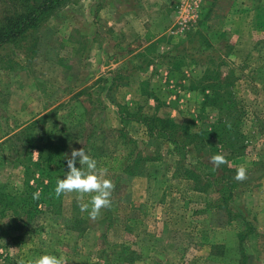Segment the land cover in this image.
Wrapping results in <instances>:
<instances>
[{
  "label": "rangeland",
  "instance_id": "obj_1",
  "mask_svg": "<svg viewBox=\"0 0 264 264\" xmlns=\"http://www.w3.org/2000/svg\"><path fill=\"white\" fill-rule=\"evenodd\" d=\"M14 3L0 0V16ZM261 5L72 0L0 50V194L20 195L25 169L35 172L26 180L35 186L40 136L66 157L83 148L115 184L111 207L96 220L79 207L90 196L78 201L76 193L62 195L59 214L28 221L0 210V264L42 255L66 264H264ZM215 86L225 87L226 101L232 96L241 113L232 141L242 151L213 138L181 149L140 122L144 115L192 135L209 130L219 111L201 109ZM217 154L229 163L215 168L210 157ZM240 166L247 169L242 182L234 179ZM195 170L201 183L231 178L232 199L195 191ZM72 217L86 224L71 230Z\"/></svg>",
  "mask_w": 264,
  "mask_h": 264
},
{
  "label": "trees",
  "instance_id": "obj_2",
  "mask_svg": "<svg viewBox=\"0 0 264 264\" xmlns=\"http://www.w3.org/2000/svg\"><path fill=\"white\" fill-rule=\"evenodd\" d=\"M5 1L15 3L6 13L4 12L0 16V50L7 45L17 44L31 33L40 30L55 13L72 0ZM263 6L264 5H261V7ZM210 92V95L206 98L205 104L202 106L201 113H204L205 107H216L220 115L215 122L209 126V130H203L199 134L192 135L189 134V131L187 128H184V126L144 115L141 117L142 119L140 122L150 136L154 135L165 139L175 147L179 145L181 149H187L192 146L196 150L197 147L203 146L201 143L202 139H208L209 141L210 138H213L222 140L226 148L237 147L238 150H241L243 148L242 143L236 142L235 144L232 141L233 137L238 135L241 125V113L237 109L234 98L229 95L230 100H228L229 102L226 101L224 86H215ZM193 139H195V145L193 144ZM30 144L31 141L29 140L28 146ZM35 149L38 153L36 164L39 165V168H37V170L40 173V178L35 182V186H31L29 182H26V180L29 181V179L34 176L35 172L28 173L27 176V171L25 169L26 176L23 183V186H25L24 191L16 197L13 195L0 194V210L10 211L13 213V216H20L27 221L37 218L44 213H60L62 196L57 198L54 193V188L56 180L63 178L64 173L67 171V157L64 155L63 149L58 151L56 146L47 143L41 136L39 137V144L35 145ZM236 155L242 156L243 153H236ZM197 167H199V165H197ZM227 171L230 173L232 172L231 169ZM193 177V180H195V191L207 193L209 189H214L216 192L219 190L223 202L226 203L232 199L236 183L231 180V178H226V181H221V178H215L213 182L205 180L204 183H201L200 173L196 172V170ZM42 179H45L46 183H44ZM37 191L40 192V197L34 200L33 193ZM67 223L71 225L69 227L71 230H75L76 226L83 223L86 224V220L72 217ZM35 230L36 229H32V233ZM25 236H27V234L22 235L17 238V240H23ZM121 260L124 261V259Z\"/></svg>",
  "mask_w": 264,
  "mask_h": 264
},
{
  "label": "clouds",
  "instance_id": "obj_3",
  "mask_svg": "<svg viewBox=\"0 0 264 264\" xmlns=\"http://www.w3.org/2000/svg\"><path fill=\"white\" fill-rule=\"evenodd\" d=\"M77 163L79 167H77ZM210 163L219 168L228 164L224 155L217 154L210 157ZM67 171L63 178L56 180L54 193L57 198L64 194L76 193L77 200L82 201L85 195L90 196L88 203H79L81 212H88L91 220H96L102 209L111 207V195L115 184L105 178L106 168H98L97 161L90 157L83 148L72 149L70 157L66 158ZM234 179L242 182L247 179V169L240 166L236 169ZM40 192L33 193V199H39ZM18 264H66L63 257L55 255H42L34 259L20 260Z\"/></svg>",
  "mask_w": 264,
  "mask_h": 264
}]
</instances>
